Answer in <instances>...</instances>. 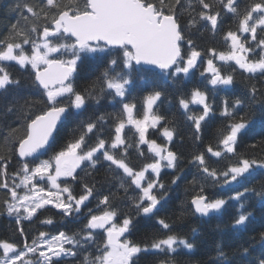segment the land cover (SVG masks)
Masks as SVG:
<instances>
[{"label":"snow or ice","instance_id":"1","mask_svg":"<svg viewBox=\"0 0 264 264\" xmlns=\"http://www.w3.org/2000/svg\"><path fill=\"white\" fill-rule=\"evenodd\" d=\"M13 8L18 18L0 39V97L22 87L20 79L9 71L13 65L25 71L30 68L32 91L13 95L5 105L4 114H12L20 122V134L13 137L9 148L20 166L9 172L10 157H0V189L8 197L0 215L13 219L14 235L20 239L0 240V264H63L69 257L73 264H139L141 255L150 252L173 257L161 264H175L174 254L194 251L195 243L174 230V221L158 217L169 191L161 179L162 170H172L171 185L183 178L180 157L169 147L175 137V129L169 126L172 121L157 111L165 97L158 81L162 78L175 85L198 70L215 91L234 84L237 68L249 79L257 74L264 78V0H250L242 10L239 0H16ZM229 14L236 28L223 34L227 51L210 48L202 60L193 32L204 28L215 35ZM88 59L96 61L100 70L81 91L76 80ZM216 60L224 65L231 62L235 68L224 74ZM144 76L153 79L144 80ZM138 79L141 86L137 89ZM133 90L140 93L139 110ZM258 93L264 98V91L249 85L253 102ZM105 99L114 107L118 105V110L81 121L78 135L49 158H40L51 148L63 120L87 111L90 102L99 105ZM176 102L178 112L194 128V142L201 141L203 125L216 114L206 91L197 87L186 95L178 92ZM244 109L240 98L231 103L228 98L222 100L219 115L227 118L226 125L219 130L215 145L209 143L191 154L188 163L198 175L189 182L191 188H186L194 193L191 212L200 217L221 214L230 201L238 202L232 222L237 232L247 231L251 221L252 213L243 211L245 203L252 197L264 202V184L259 190L244 186L256 169L264 170V158L237 153L239 137L253 123L252 105ZM126 128L138 134V154L144 156L139 146L147 145L152 157L139 169L126 159L133 148L127 142ZM149 129L157 130L165 142L149 138ZM16 132L17 128L10 127V134ZM222 159L229 161L224 169L211 166ZM101 168L104 176L96 179ZM81 172L92 182L83 180ZM116 181L115 192L99 195L97 208L104 207L94 213L88 203L96 198L97 185L115 187ZM73 182L80 187L79 194L74 193ZM209 186L228 189L231 194L210 198L206 194ZM125 198L130 200L134 215L121 216L114 206L116 199ZM85 208L87 216H83ZM51 209L66 218L83 216V227L72 235L38 231L29 243L25 222L53 225L54 220L45 215ZM184 215L181 211L177 219ZM139 217L155 219L159 226L150 242L129 239ZM259 241L264 244V231L259 233ZM249 248L241 245L236 252L247 257ZM216 260L228 264L220 245ZM246 264H264V255Z\"/></svg>","mask_w":264,"mask_h":264},{"label":"trees","instance_id":"2","mask_svg":"<svg viewBox=\"0 0 264 264\" xmlns=\"http://www.w3.org/2000/svg\"><path fill=\"white\" fill-rule=\"evenodd\" d=\"M250 0H239V7L242 10L246 3ZM16 0H0V39H3L6 35L8 27L18 18V13L14 10ZM183 23V20L181 21ZM235 30L236 23L231 17V14L224 18V23L221 29L213 35L211 32L201 28L199 32H193V38L195 40L196 47L202 50V60L208 56V49L214 48L217 51H227L226 42L223 40V34L229 29ZM218 66H221L224 74H229L232 68H235L233 63L224 65L223 62L215 61ZM204 65H201L202 68ZM97 62L91 59L85 60L80 76L76 80V86L78 90H83L87 87L90 79L95 78L99 72ZM9 71L14 77L20 79L22 87L18 92H10L7 97H0V157H10L11 163L9 165V172L17 169L20 165L18 163L19 158L9 152V148L12 147L13 137L20 134L19 124L16 117L12 114L5 115V105L12 98L13 95H27L32 91V77L30 68L25 71L18 68V66H11ZM234 84L225 89L219 87L217 90H213L211 85L205 83L200 77L199 71H195L194 75L189 78L181 80L179 83L173 85L171 82H165L162 78L158 81L159 86L165 90L164 103L157 110L159 114L164 115L167 120H171L172 124L169 126L175 129V137L169 147L178 154L180 157V166L183 170V178L178 181L176 185H171L172 170L165 169L161 173V179L169 188L167 192V200L163 204V208L160 210L158 217L167 218L169 222L174 223V230L178 232L182 237L195 243L196 248L192 252L181 250L179 253L174 254L175 264H219L216 260L217 245L223 247L227 254L228 264H246V261L255 260L256 258L264 255V244L259 241V233L264 231V202L260 201L256 197H252L245 203L243 211L251 212V221L248 224L247 231L237 232L232 228L233 218L238 211V202L230 201L229 206L221 214L212 215L208 218H201L198 215H193L191 212L190 198L194 195L193 192L187 191L190 189L189 183L194 176H197V170L188 163V159L198 149L203 150L204 146L209 143L215 145L219 135V130L225 127L227 118L219 115L222 107V100L228 98L229 103L234 98H240L244 100L245 109L247 105H252V111L254 112L253 123L246 131V134H242L237 143V153L239 155L246 156L248 158L261 159L264 158V116L261 112L264 111V98H261L258 93V100L252 101L249 94V85H255L258 89L264 91V78L257 74L256 77L249 79L248 74L242 73L238 68L235 73ZM144 80L151 81V76H144ZM141 86V80H137V89ZM200 88L205 90L209 96V102L213 103L216 110V114L203 125L202 140L194 142L193 133L194 128L190 121H186L183 115L178 112L177 106V93L188 94L194 88ZM133 96L137 98V108L141 107L140 93L138 90H133ZM214 97V100H213ZM42 107V106H38ZM118 105L115 107L109 104L108 100H102L99 105L94 102H90L87 111L82 114H76L68 117L59 127L55 140L51 145V148L41 157V159L49 158L55 151L59 150L73 135H78V126L81 121H87L90 117L94 118L96 115L111 113L118 110ZM194 110H198V106H192ZM111 118H109V124H111ZM10 127L17 128L16 133L10 134ZM109 130L105 128L104 135L108 136ZM127 142L133 144V148L129 149V156L126 158L130 165L139 169L145 163L151 162V154L147 152V145H140V150L144 152V156H140L136 150L135 144L138 138V134L134 132V129H125ZM8 137V140H5ZM149 138L156 139L158 143H164V138L159 135L157 130L149 129ZM257 147H252V145ZM233 162L235 157L232 158ZM229 161L222 159L219 163L212 164V167L218 170L224 169ZM99 167V166H98ZM83 180L91 183L92 178L80 173ZM104 176V169L101 168L96 179H101ZM77 182H73V191L79 194L81 189L76 186ZM119 181L115 182V187L109 184L103 186L97 185L96 198H91L88 206L94 213L99 214L104 207L101 205L97 208L98 197L101 193L108 194L109 190L115 192L118 188ZM264 184V170H255L254 174L244 181V186L255 187L257 190ZM242 190V188L240 189ZM133 193H130L132 195ZM206 194L212 197L227 198L231 193L228 189L216 187H207ZM122 197V190L119 192ZM6 191L0 189V212H4V201L7 199ZM114 206L118 209L119 214L122 216L126 213L134 215V209L130 207V200L128 199H116ZM50 208V207H49ZM181 211L185 212L182 219H177L180 216ZM46 216H50L54 220L53 225H42L39 222L29 224L25 222L26 231L28 233V242L31 243V239L38 231H47L50 235L58 234L59 231H64L69 235L78 232L84 223L83 216L88 215V210H83V216L78 219L63 217L57 210L51 209L45 213ZM43 218V217H42ZM16 225L12 218L6 214L0 215V240H19L18 234L14 235ZM159 226L156 224L155 219H148L145 217H139L135 221V228L129 235L135 243L150 242V237L158 230ZM195 229V232H193ZM99 242L100 237H97ZM241 245L249 247L250 254L247 257H241L237 254L236 249ZM173 257L164 253H148L142 254L139 259V264H161L162 261H169ZM63 264H73V258H66Z\"/></svg>","mask_w":264,"mask_h":264},{"label":"water","instance_id":"3","mask_svg":"<svg viewBox=\"0 0 264 264\" xmlns=\"http://www.w3.org/2000/svg\"><path fill=\"white\" fill-rule=\"evenodd\" d=\"M64 121H65V120H63L62 123H63ZM60 126H61V125H58V129H59ZM55 135H56V133H55ZM43 155H44V154H43ZM43 155H41V157H43ZM41 157H40V158H41ZM224 189H225V188H224ZM199 217H200V216H199ZM201 218H204V219H205V218H208V217H201Z\"/></svg>","mask_w":264,"mask_h":264},{"label":"rangeland","instance_id":"4","mask_svg":"<svg viewBox=\"0 0 264 264\" xmlns=\"http://www.w3.org/2000/svg\"><path fill=\"white\" fill-rule=\"evenodd\" d=\"M231 63V62H230ZM165 170V169H164ZM256 170H260V169H256ZM163 171V170H162ZM50 207V206H49ZM187 251V250H186Z\"/></svg>","mask_w":264,"mask_h":264}]
</instances>
